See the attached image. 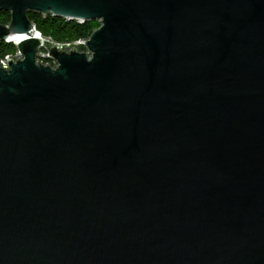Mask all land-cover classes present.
Masks as SVG:
<instances>
[{"label": "water", "instance_id": "obj_1", "mask_svg": "<svg viewBox=\"0 0 264 264\" xmlns=\"http://www.w3.org/2000/svg\"><path fill=\"white\" fill-rule=\"evenodd\" d=\"M0 11V264H264V0Z\"/></svg>", "mask_w": 264, "mask_h": 264}, {"label": "trees", "instance_id": "obj_2", "mask_svg": "<svg viewBox=\"0 0 264 264\" xmlns=\"http://www.w3.org/2000/svg\"><path fill=\"white\" fill-rule=\"evenodd\" d=\"M28 18L44 37L59 43H71L86 39L100 26L98 21L79 24L77 22H67L50 15L43 17L39 13H29ZM10 19L9 12L0 11V24L7 25L10 23ZM16 52V47L13 44L0 43V59L15 55Z\"/></svg>", "mask_w": 264, "mask_h": 264}, {"label": "built area", "instance_id": "obj_3", "mask_svg": "<svg viewBox=\"0 0 264 264\" xmlns=\"http://www.w3.org/2000/svg\"><path fill=\"white\" fill-rule=\"evenodd\" d=\"M14 56H15V55H14ZM8 57H9V56H8ZM6 58H7V57H6ZM6 58H5V59H6ZM5 59H3V60H5ZM45 63H49V62H45Z\"/></svg>", "mask_w": 264, "mask_h": 264}]
</instances>
